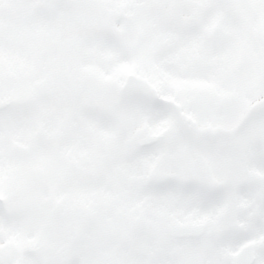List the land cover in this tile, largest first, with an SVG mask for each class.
Wrapping results in <instances>:
<instances>
[{
  "label": "snow or ice",
  "instance_id": "6c2138e0",
  "mask_svg": "<svg viewBox=\"0 0 264 264\" xmlns=\"http://www.w3.org/2000/svg\"><path fill=\"white\" fill-rule=\"evenodd\" d=\"M0 264H264V0H0Z\"/></svg>",
  "mask_w": 264,
  "mask_h": 264
}]
</instances>
